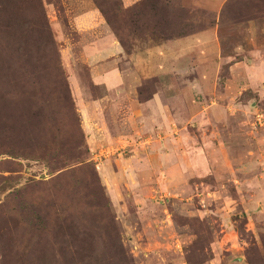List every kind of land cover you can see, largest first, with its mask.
Here are the masks:
<instances>
[{"label":"rangeland","instance_id":"1","mask_svg":"<svg viewBox=\"0 0 264 264\" xmlns=\"http://www.w3.org/2000/svg\"><path fill=\"white\" fill-rule=\"evenodd\" d=\"M135 4L0 0V264H264V0H227L213 33L186 45L187 70L160 47L189 30ZM110 34L135 62L92 56ZM114 57L139 98L209 116L184 110L165 136L121 101L134 123L112 129L107 108L86 137L71 85L103 94L89 69Z\"/></svg>","mask_w":264,"mask_h":264},{"label":"crops","instance_id":"2","mask_svg":"<svg viewBox=\"0 0 264 264\" xmlns=\"http://www.w3.org/2000/svg\"><path fill=\"white\" fill-rule=\"evenodd\" d=\"M121 1H122L123 6H128L130 4L137 3L141 0H127L128 5H125L124 0H121ZM168 1L170 3H173L174 6H177L179 8V10L183 11V12H185V11L192 12V11H201V10L214 12V13H216V21H218L219 20L218 13H220V10L222 9L224 3L227 0H168ZM215 27H212V28L206 27L208 29L202 28L200 30H197V32L192 31V30L187 31L185 34L179 35L176 38L169 39V40H171V42L168 41L167 44H165L163 47H160V50H162V51L167 49V55H169V63H171L170 59L171 58L173 59L172 65L169 64V66L174 67V68H176V67L178 68V64H179L182 66V67H180L181 69H185V70L190 69V67L187 66V63H188L189 58L194 57L193 54H190L191 49L189 48V46L192 42V38L194 37V35L196 33H198V31L200 32V35L205 37L207 35V33H213V30H209V29H215ZM108 31H109V29H108ZM109 33H111V32H109ZM111 34L107 37L106 41H104L100 45H97L96 51L91 52L92 56L93 57L100 56V59L107 56V59H108V58L112 57V55H109V54L115 53L116 57H121L124 59L126 58L129 62H133L134 59L137 57V55L133 54L130 56V55L126 54L124 52L121 44L118 42V40L115 38V36L111 35ZM215 41L219 42L220 39L217 38V40H216V37H215ZM103 44H104V46H103ZM186 45H189L188 48L186 47ZM218 47H220V46L218 45ZM218 51H219V48H218ZM108 56H110V57H108ZM113 56H115V55H113ZM128 56H130L129 59H128ZM210 57L212 59L219 60V58H218L219 54L215 55V53H214V55L211 54ZM216 62H218V61H216ZM216 62L214 60L211 64L213 73H215V71H216V65H217ZM115 63H116L115 57L111 60L106 61L105 63H103V62L98 63L97 66H95L96 63L92 66L90 64L88 65L86 63L87 66H91L89 69V74H90V81L93 84L92 86L102 89L103 94H94L91 91H89V89H86V87L84 85H71V88L74 91L76 105L79 108L78 111H79V115L81 117L83 130H86V132H87L86 137H89V138L93 137V139H94V138H96V136H98L97 134L99 133V131H95L97 129L95 122H100L103 125L106 124V121H108V120L105 119V116H106V114L109 115V112L106 111L107 108H110L111 111L113 109V111H114V112L112 111V115L110 114L111 121H114V123L111 124L112 129H114V126L117 125V123H116L117 121H122L123 123L125 121L126 122L131 121V124L134 123V121H133V119H135L134 115H131V117H129L130 115H128V113H127V115L125 113L123 115V117L121 115L122 113L119 115L118 111L121 107V101L125 104V106L128 105L130 107V109H131V106L133 107L136 105L137 107L135 106V108H136L135 114L137 116L138 115L144 116L147 114V116L151 115L150 116L151 118L152 117L157 118L158 119L157 123L162 122V123H160L159 128H160L161 132H163V134H165V136L170 134L171 129H174L173 127H176V128L179 127V130H181L182 127L177 125L178 122L174 119V117H175V115H179V116L183 117L182 112L184 110H185L184 111L185 114H187V112H189V116H184V121H186V122L191 121L193 118L194 119L196 118V120L204 121L205 119H207V116H209L208 114L203 113L202 112L203 110H200L199 112L196 113L197 109L193 110V109H190L189 107L186 109H183V111L180 112L179 111L180 108H177V105H176L177 104V98L173 95L170 97L168 96L169 98L166 99L167 97H163L162 93L160 94V92H155L153 94L151 93L148 96H144L143 98H139L137 96L139 85H130L129 84V76L130 75L128 74V72L125 69H120L119 67L117 68ZM159 64H156V62H152V63L148 64L147 62L140 61V62L136 63L135 68L138 70V72H139L141 67H142V69L148 68L150 71H153V72L154 71L155 72H162V70L164 71V69L161 70V68L166 67L164 62L160 61ZM208 64H209V62H208ZM137 66H139V67H137ZM174 70L171 69V72ZM137 74H139V73H137ZM138 76L140 77V75H138ZM130 87L132 88V92H134V95H132L133 96L132 101L128 102V100L122 98L121 95L124 92H128V89H130ZM169 92L171 95L172 94L171 91H169ZM182 99H183V97H182ZM174 100H176V102H174ZM221 104L223 105V103H221ZM208 106H217L218 107L221 105H220V103L214 105V103L211 102L210 104H208ZM214 109H216V107L212 108L211 110H214ZM139 111L141 113H139ZM178 112H179V114H178ZM121 117H122V119H121ZM148 119L149 118H145V119L139 121L138 122V124H140L139 126H141V124L144 125V123L146 121H148ZM150 121L153 123L152 120H150ZM173 125H175V126H173ZM86 126H88V128ZM105 127L107 128V125H105ZM101 128H103V127H101ZM179 130L175 131L174 135H176ZM95 132H96V134L94 135ZM86 140H87V138H86ZM200 148L202 149V151L210 153V152H215V150L218 148V146L216 144H214L213 146L209 147V149H208V146H203ZM207 149H208V151H207ZM173 152L176 155L179 154V150H175ZM205 155L207 156V159H206L207 162L203 165L202 170L205 169L206 171H209L211 169V171H212L213 169H215V167H213L215 162H213L209 159L208 153H206ZM207 165H210L211 167L207 166ZM216 165L219 166L218 163ZM187 166L188 165H185L186 169L188 168ZM249 167L250 166H248L247 168H249ZM142 173H143V171H142Z\"/></svg>","mask_w":264,"mask_h":264},{"label":"trees","instance_id":"3","mask_svg":"<svg viewBox=\"0 0 264 264\" xmlns=\"http://www.w3.org/2000/svg\"><path fill=\"white\" fill-rule=\"evenodd\" d=\"M136 4L139 6H142L143 4H145L144 10H151L156 16H157L158 12H161L162 10L167 9L168 12L173 13V14H167L168 15V22H172L171 24L177 23V24L184 25L186 27V29H188L189 31H191V30L197 31V30H200L202 28L210 27L211 25L214 24V20L216 18V13L209 12V11H203V10L195 11V12H198V13H196V15H199V12H201L202 14L204 12H206V14H208V16L210 14V19L206 16V14L204 16H200V17L197 16L196 18L194 16H192L194 14L189 16V14L193 13L194 11H192V12L180 11L177 6H174V4L170 3L168 0H141V1L137 2ZM121 6H122V10H124L122 1H121ZM106 22H107V20H106ZM108 24H109V22H108ZM163 34H165V33H163ZM163 37L165 38L166 34ZM119 42L124 47L122 41L119 40ZM124 49H125V47H124Z\"/></svg>","mask_w":264,"mask_h":264}]
</instances>
